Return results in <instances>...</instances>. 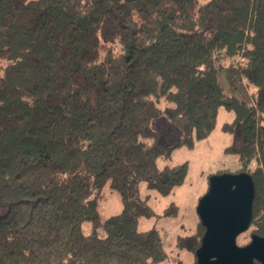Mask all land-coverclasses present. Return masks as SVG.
<instances>
[{
  "label": "trees",
  "instance_id": "trees-1",
  "mask_svg": "<svg viewBox=\"0 0 264 264\" xmlns=\"http://www.w3.org/2000/svg\"><path fill=\"white\" fill-rule=\"evenodd\" d=\"M224 72L254 91L228 94ZM221 109L234 115L225 153L255 183L251 237H264V0H0V264L163 262L156 227L138 230L154 214L140 186H181L189 163L168 162ZM160 116L183 132L173 147L158 141ZM106 189L122 210L102 219ZM204 233L199 220L178 238L191 264Z\"/></svg>",
  "mask_w": 264,
  "mask_h": 264
},
{
  "label": "rangeland",
  "instance_id": "rangeland-1",
  "mask_svg": "<svg viewBox=\"0 0 264 264\" xmlns=\"http://www.w3.org/2000/svg\"><path fill=\"white\" fill-rule=\"evenodd\" d=\"M114 28L111 19H106L100 32L103 43L112 40ZM220 79L228 94L247 98L254 91L245 78L224 72ZM232 84L236 85L235 89H232ZM233 119L232 113L221 109L217 127L207 139L197 142L194 150L185 148L175 150L172 160L168 163L178 165L188 162L189 171L184 183L174 188L169 196H161L157 191L149 190L146 183L141 184V195L144 198L148 196L147 204L152 208L154 214L151 217H142L138 230L145 231L156 227L159 231L167 257L158 264H191L194 262V253L177 246L178 238L192 236L196 233L200 220L197 207L201 197L209 188L210 177L224 170L236 173L240 168L237 155L225 153V148L231 144L232 136L222 130V125ZM153 127L159 132V143L165 147H173L178 144L183 136L181 128L173 125L166 116H160L154 120ZM163 164L165 163L161 162L160 165L163 166ZM170 208L172 214L166 215ZM121 210L120 195L116 191L106 189L99 202L101 218H109L120 213ZM83 230L85 233H89L91 225L84 224ZM252 231L253 226L241 234L237 239L238 244L244 246L250 243Z\"/></svg>",
  "mask_w": 264,
  "mask_h": 264
},
{
  "label": "water",
  "instance_id": "water-1",
  "mask_svg": "<svg viewBox=\"0 0 264 264\" xmlns=\"http://www.w3.org/2000/svg\"><path fill=\"white\" fill-rule=\"evenodd\" d=\"M255 193L248 172L210 177L209 188L197 207L205 228L196 251L198 264H264V237L253 235L244 246L237 242L251 226Z\"/></svg>",
  "mask_w": 264,
  "mask_h": 264
}]
</instances>
